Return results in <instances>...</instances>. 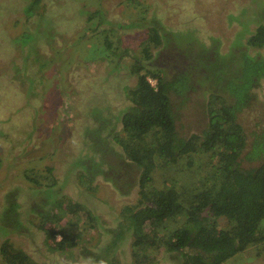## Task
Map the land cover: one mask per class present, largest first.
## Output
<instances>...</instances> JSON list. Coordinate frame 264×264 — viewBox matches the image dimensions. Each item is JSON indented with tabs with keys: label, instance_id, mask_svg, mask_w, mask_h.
Returning a JSON list of instances; mask_svg holds the SVG:
<instances>
[{
	"label": "rangeland",
	"instance_id": "374dc122",
	"mask_svg": "<svg viewBox=\"0 0 264 264\" xmlns=\"http://www.w3.org/2000/svg\"><path fill=\"white\" fill-rule=\"evenodd\" d=\"M155 20L163 33L162 28L171 32L167 43L172 41L173 49L149 42L153 59L144 63L167 77L193 64L199 72V61L205 64L216 54L229 58L233 52L236 63L240 51L264 58V46L247 42L264 24V0H0V246L7 241L40 264H174L163 248L138 258L131 234L108 247L121 209L138 197L137 186L122 194L98 174L88 188L79 181L81 168L73 164L94 157L97 148L87 141V127L99 126L101 114L117 116L123 94L113 88L135 83L128 70L143 57L147 26ZM259 81L250 105L238 114L247 133L264 123V78ZM189 96L181 110L182 131L188 134L207 119L202 109L208 92L197 88ZM91 135L90 140L97 138ZM208 161L203 154L167 164L158 160L151 186L172 185L187 194L200 185ZM121 172L118 179L125 182L131 174ZM68 201L81 204L93 218L69 211ZM58 211L57 226L77 243L63 251L43 229L49 222L42 225L46 214ZM181 222L168 220L163 233ZM218 224L226 226L223 219ZM0 264H7L1 256ZM222 264H264V241Z\"/></svg>",
	"mask_w": 264,
	"mask_h": 264
},
{
	"label": "trees",
	"instance_id": "16d2710c",
	"mask_svg": "<svg viewBox=\"0 0 264 264\" xmlns=\"http://www.w3.org/2000/svg\"><path fill=\"white\" fill-rule=\"evenodd\" d=\"M162 29L166 33L156 20L147 26L143 57L134 56L137 59L132 61L127 74L135 75V83L131 87L113 88L116 95L123 94L117 116L101 114L96 118L99 126L87 127V141L92 147L96 146L93 155H100L99 160L84 156L73 164L81 168L79 181L83 185L87 183L88 188L98 174L112 181L122 194L137 186L138 197L121 209L120 221L111 231L108 247L116 246L126 234H131L132 253L138 258H146L150 249L154 252L163 248L174 264H222L248 246L264 241L261 228L264 123L247 133L238 121V114L253 99L252 89L264 78V58L240 51V61L236 63L233 52L232 58L215 53L217 59L213 56L212 61L210 58L205 64L199 61V72L194 71L193 64L167 77L162 69L155 70L144 63L153 59L149 42L157 48L165 44L173 49L172 41L167 43L171 32ZM247 42L252 47L264 46V24L258 25ZM106 48H110V43H106ZM175 52L176 48L172 53ZM208 53L212 54L211 49ZM119 55L125 56L124 53ZM149 78H156L155 85ZM197 88L208 92L202 109L207 119L198 132L188 134L182 131L181 110L189 94ZM94 132L97 138L90 140ZM149 136L152 141L148 140ZM112 144L118 145L120 150ZM189 154L207 155L209 160L207 173L199 180L198 187L183 195L172 185L151 186L158 160L174 163ZM121 171L131 174L125 182L118 179ZM114 173L117 176L114 177ZM67 203L69 211L89 220L93 218L81 204ZM59 217V211L46 214L42 225L49 222L43 229L56 249L63 251L77 243L73 236L59 229ZM176 218H182L180 226L164 234L166 222ZM219 219H223L225 228L219 227ZM57 235H60L58 240ZM0 256L7 264H40L22 250L12 248L7 241L0 246Z\"/></svg>",
	"mask_w": 264,
	"mask_h": 264
},
{
	"label": "built area",
	"instance_id": "2783aa9c",
	"mask_svg": "<svg viewBox=\"0 0 264 264\" xmlns=\"http://www.w3.org/2000/svg\"><path fill=\"white\" fill-rule=\"evenodd\" d=\"M148 80H149V82H150L152 85H155V82H156L155 80H154L155 82H152L150 79H148Z\"/></svg>",
	"mask_w": 264,
	"mask_h": 264
}]
</instances>
